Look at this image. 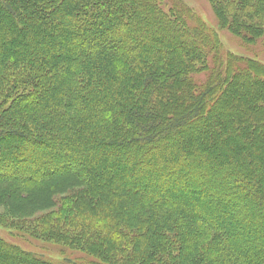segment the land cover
Here are the masks:
<instances>
[{
	"label": "trees",
	"instance_id": "16d2710c",
	"mask_svg": "<svg viewBox=\"0 0 264 264\" xmlns=\"http://www.w3.org/2000/svg\"><path fill=\"white\" fill-rule=\"evenodd\" d=\"M208 1L244 44L264 38V0ZM177 4L0 0L1 226L97 264H264V67L221 57ZM0 250L7 264H79Z\"/></svg>",
	"mask_w": 264,
	"mask_h": 264
},
{
	"label": "rangeland",
	"instance_id": "374dc122",
	"mask_svg": "<svg viewBox=\"0 0 264 264\" xmlns=\"http://www.w3.org/2000/svg\"><path fill=\"white\" fill-rule=\"evenodd\" d=\"M161 8L165 12H172V10L175 9V4L178 2L177 5L184 4L190 9H192L194 12L198 14V16L203 20V22L213 31H215L218 36L220 37L222 41V51L220 53V56L225 58L229 54H234L235 56L243 57V58H248V59H254L257 62H259L262 67H264V38L260 39L258 43L254 45H247L244 44L238 37H234L228 30L220 28L218 21L214 15L213 9L211 4L209 3L208 0H159ZM137 46H143V43H137ZM205 76L201 75L197 78V81L202 83L204 81ZM242 81V80H241ZM255 85V84H254ZM252 88H249L247 90L248 86L244 85L240 86L237 89V94L238 95H243L245 96L247 91H252L255 88L251 85H249ZM246 89V90H245ZM255 97L259 99V94L257 93ZM246 104V100H245ZM239 106L237 107H229L227 109L228 113H231L230 118H235L236 119V112ZM241 109L243 107H240ZM197 122V121H196ZM197 124V123H196ZM198 127L202 126L200 123L197 124ZM240 131H242L241 126L239 127ZM225 132H228L230 130V127L228 124L225 126H222L221 128ZM12 143L7 142L6 146L9 147L8 149H14V150H19L22 146H26L27 148H30L29 143H24V145H11ZM236 158L234 156L228 155L227 156V162H225V165H222L223 169L225 170V167H229V165H234V161ZM63 161V159H62ZM70 161V160H69ZM68 160H64L62 163L66 164L69 162ZM19 168L18 166H14ZM217 170H221L220 168L213 166ZM2 168H5L4 166ZM236 173V171H235ZM232 173L231 175H233ZM235 175V174H234ZM232 178V177H231ZM200 183L203 186H207L206 181L202 180ZM215 187H220V182H215L213 183ZM199 188V187H198ZM211 200V199H210ZM238 209V210H237ZM230 207L231 212L234 213V215H237L238 213H241L245 211L244 208L238 205V208ZM7 213V210L4 208V206H0V214ZM44 212H40L33 217H39L43 214ZM239 233L243 236V232L239 231ZM0 238L7 241L10 244L16 245L20 247L21 249L39 254L45 258H51L57 261H62L64 259H71L74 260L75 262L79 264H97L98 261L91 255H88L85 252L81 251H75L68 249L60 244H56L53 242H49L43 239H37V238H32L29 235L14 229L10 228L9 226H6L5 224L3 226L0 225ZM7 262H10L7 260L3 254L2 251L0 250V264H7ZM15 262V261H14ZM20 264V263H17ZM23 264H28V262L23 263Z\"/></svg>",
	"mask_w": 264,
	"mask_h": 264
},
{
	"label": "bare ground",
	"instance_id": "6f19581e",
	"mask_svg": "<svg viewBox=\"0 0 264 264\" xmlns=\"http://www.w3.org/2000/svg\"><path fill=\"white\" fill-rule=\"evenodd\" d=\"M5 136L9 137L10 135L9 134H6ZM0 138H4V137H0Z\"/></svg>",
	"mask_w": 264,
	"mask_h": 264
}]
</instances>
